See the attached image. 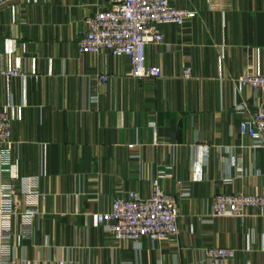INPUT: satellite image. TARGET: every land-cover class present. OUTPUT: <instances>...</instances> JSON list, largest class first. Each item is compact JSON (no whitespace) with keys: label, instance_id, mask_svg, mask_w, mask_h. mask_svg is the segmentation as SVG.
<instances>
[{"label":"crops","instance_id":"1","mask_svg":"<svg viewBox=\"0 0 264 264\" xmlns=\"http://www.w3.org/2000/svg\"><path fill=\"white\" fill-rule=\"evenodd\" d=\"M172 5L195 16L163 25L162 44L146 49L160 78L135 79L127 59L77 49L85 19L109 0L0 4V70L23 74L0 76L11 120L0 185L20 192L28 180L44 196L18 194L37 215L12 218L0 264H264V212L243 223L211 215L217 194L264 195V148L239 130L264 108V92L239 84L264 75V0ZM153 181L176 199L178 238L116 241L96 224L113 198H147ZM206 248L235 255L212 262Z\"/></svg>","mask_w":264,"mask_h":264},{"label":"built area","instance_id":"2","mask_svg":"<svg viewBox=\"0 0 264 264\" xmlns=\"http://www.w3.org/2000/svg\"><path fill=\"white\" fill-rule=\"evenodd\" d=\"M4 1L0 0V4ZM172 2L109 0L108 10L85 19V31L77 42L78 52H107L112 57L127 59L132 78H160V69L146 64V49L162 44L163 25L181 26L195 16L190 10L174 7ZM22 75L17 68L0 70V76L6 80ZM191 76L192 70L183 67L182 78L187 80ZM99 80L104 82L106 78L102 76ZM239 84L264 92V75L246 74L239 79ZM239 130L241 135L253 140L256 147L264 148V108H258L248 119L243 120ZM10 146L11 120L6 112L0 110V173ZM18 194L30 202L44 199L28 180L20 192L13 184L5 187L0 185V256L7 250L12 218L20 216L23 221L31 223L37 215L32 204L21 209ZM251 209L264 212V195L217 194L212 198L211 215L214 217H232L243 223L246 213ZM177 217L176 199L164 193L158 182L153 181L147 198H142L136 192H129L125 199L113 198L109 212L96 215L95 222L104 225L108 235L116 241L138 243L141 238H147L151 242H160L178 238ZM204 253L212 262L230 260L235 255L234 250L227 248H206Z\"/></svg>","mask_w":264,"mask_h":264}]
</instances>
